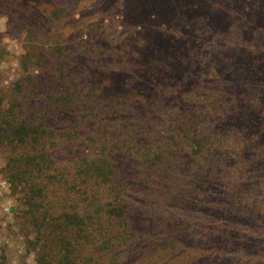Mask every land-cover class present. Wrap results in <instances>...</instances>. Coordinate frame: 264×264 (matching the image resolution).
<instances>
[{
    "label": "rangeland",
    "instance_id": "rangeland-1",
    "mask_svg": "<svg viewBox=\"0 0 264 264\" xmlns=\"http://www.w3.org/2000/svg\"><path fill=\"white\" fill-rule=\"evenodd\" d=\"M71 49H87L91 55L76 57V65L63 62L68 79L75 78L74 74L83 76L86 86L96 87L98 98L76 109L67 108L65 127L77 123L85 129L78 135L73 132V149L65 150L69 143L65 142L59 151L53 150V177L48 176V187L29 193L33 202L16 189L14 154L0 147V257L5 259L3 264H36L35 249L49 242L44 235L49 220L63 215L65 209L81 200V190L88 189L76 166L86 160L97 165L113 163L116 180L130 179L126 200L130 218L136 223V244L116 250L119 242L114 240L108 249L123 251V256L108 260L105 250L100 252L104 260L100 264H160L162 260H145L141 244L147 231L144 220L159 215L153 222L158 226L161 215L169 211L160 204L165 200L160 196L161 185H155L153 180L157 179L145 167V147L139 148L142 143L137 147L131 140L148 138L151 140L146 145L155 148L156 137L153 132L149 137L146 131L151 122L155 128L158 122L170 123L187 113L204 112L199 120L201 127L216 131V123L222 125L218 133L223 149H243L250 160L256 151L253 149L264 148V109L256 113V117L262 115V124L258 122L256 129L240 138L242 129L250 125V116L255 115L256 102L252 94H244L235 96L233 103L229 88L233 70L253 65L256 86L250 90L264 95V0H0L1 93L5 91L8 96L15 89L23 71L21 62H29L26 53H39L44 71L54 65L58 51L64 55ZM30 62L36 69V58H30ZM88 62L92 64L82 72ZM221 90L218 108H205L208 95H220ZM96 102L104 107L95 106ZM237 104H242L239 113H235ZM233 110L237 122L229 130L227 115ZM92 111L109 117L105 130ZM213 114L215 119L208 118ZM251 164L241 176L242 196L248 207H258V218L264 220V166L254 175L255 164ZM189 170L199 172L200 165L185 154L181 171L186 175ZM90 184L94 187L88 189L89 196L99 194L103 206L108 192L95 182ZM249 226L253 227L252 234L264 235V221ZM165 228H171L169 219ZM103 229L109 241L116 238L117 228L105 223ZM77 253H84L81 245Z\"/></svg>",
    "mask_w": 264,
    "mask_h": 264
},
{
    "label": "trees",
    "instance_id": "trees-1",
    "mask_svg": "<svg viewBox=\"0 0 264 264\" xmlns=\"http://www.w3.org/2000/svg\"><path fill=\"white\" fill-rule=\"evenodd\" d=\"M57 53L54 65L44 71L40 66L43 57L32 51L26 53L29 62H21L23 71L15 89H11L12 93L8 96L5 91L0 92V147L3 146L7 152L14 154L12 157L16 159V167L13 169L16 189L29 202H33L29 193L32 191L33 194L37 188L40 190L48 187V178L53 177V150L59 151L65 142H69L65 150L73 149V132L76 131L78 135V132L85 129L77 123L71 128L65 127L67 122L64 116L67 108L71 106L76 109L98 98L96 87L86 86L83 80L86 83L87 80L83 76L82 78L79 74H74L72 76L75 78L68 79L70 76L67 74V67L63 65L64 61H69V65H76V57L85 59L90 52L87 49H71L64 55L61 50ZM30 58H36V69ZM90 64L92 63L83 64L82 72H87ZM229 80L233 103L235 96L244 94H252L256 102L253 106L255 115L250 116L249 127H244V131L239 133V137L243 138L246 133L256 129L258 122L262 124V115L256 117V113L259 109H264V95L260 91L255 94L250 90L256 86L253 65L233 70ZM99 89L101 93L102 88ZM222 95L223 90L220 95L217 92L208 95L205 108L209 106L217 109L220 103L218 99ZM30 96L32 99L28 101ZM94 104L104 107L100 102ZM242 104L236 105L235 113H239ZM108 113L111 114L110 110ZM97 114L99 115L92 111L94 119L105 130L110 123L109 117L106 114L104 117ZM203 114L187 113L170 123L158 122L155 128L151 122V128L147 127L146 131L149 137L152 132L156 137L155 148L146 145L151 139H139V142L136 139L131 140L135 146L139 147L142 143L139 148L145 147V167L157 179L153 180L155 185H161L160 196L165 200L160 204L169 211L168 214L161 215L158 226L153 222L159 215H149V219L144 220L147 231L146 235H142L141 244L145 260H149V263L162 260L160 264H264V235L252 234L253 227L249 226L250 223L263 224L264 220L258 218V207L246 205L241 190V176L252 166L251 163L255 164L254 175L260 174L264 166V148L253 149L256 151L251 154L250 160L243 149H223V138L218 133L222 125L216 123V131L201 127L202 122L199 120ZM236 117L234 110L227 115L229 130L237 122ZM208 118L215 119V114L213 117L208 115ZM244 146L247 147L245 144ZM136 150L139 152V149ZM185 154L200 165L199 172L189 170L186 175L182 173L181 162ZM76 166L79 168L77 174L81 175L82 183L90 190L93 186L90 182H95L98 187L101 186L108 192V199L101 206L99 194L89 196V190L82 189L80 201H75L74 206L65 209L60 217L49 220V227L44 235L50 244L48 242L41 249H35L33 255L36 257V264H100L104 262L100 252L105 250L108 260L123 256V251L114 253L115 249H108L107 245H113L114 240L119 242L116 250L123 246L130 249L137 242L133 230L136 223L130 218L131 211L126 200L130 179L119 177L116 180L118 175L112 167L113 163L106 161L97 165L83 160ZM236 178L239 180H235ZM168 219L171 228L166 229ZM105 223L118 230L116 238L111 241L108 240V233L104 232ZM28 243L32 244L29 241ZM95 243H99L100 247L92 249ZM80 245L84 253L75 254ZM4 260V257H0V264Z\"/></svg>",
    "mask_w": 264,
    "mask_h": 264
}]
</instances>
